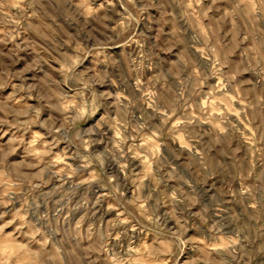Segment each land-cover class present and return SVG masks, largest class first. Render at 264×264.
I'll return each instance as SVG.
<instances>
[{
  "label": "rangeland",
  "instance_id": "rangeland-1",
  "mask_svg": "<svg viewBox=\"0 0 264 264\" xmlns=\"http://www.w3.org/2000/svg\"><path fill=\"white\" fill-rule=\"evenodd\" d=\"M0 264H264V0H0Z\"/></svg>",
  "mask_w": 264,
  "mask_h": 264
}]
</instances>
